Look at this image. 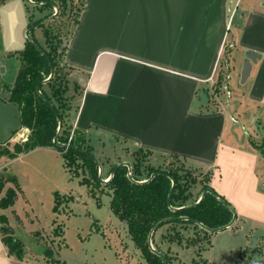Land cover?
<instances>
[{
  "label": "crops",
  "instance_id": "obj_1",
  "mask_svg": "<svg viewBox=\"0 0 264 264\" xmlns=\"http://www.w3.org/2000/svg\"><path fill=\"white\" fill-rule=\"evenodd\" d=\"M64 63L80 85L69 124L90 145L147 150L157 163L177 156L232 207L229 228L264 225V0H83ZM222 67L225 94L213 103L206 89ZM7 96L0 90V143L12 147L29 132ZM29 247L8 256L0 235V264H41Z\"/></svg>",
  "mask_w": 264,
  "mask_h": 264
},
{
  "label": "trees",
  "instance_id": "obj_2",
  "mask_svg": "<svg viewBox=\"0 0 264 264\" xmlns=\"http://www.w3.org/2000/svg\"><path fill=\"white\" fill-rule=\"evenodd\" d=\"M32 1L40 3L38 6L33 5V9L40 13L46 9L52 10L50 4L56 6L54 1ZM3 2L4 0H1L0 4ZM58 2L56 18L65 15L67 11L66 1L59 0ZM82 7L83 1L76 15L70 19L71 29L65 34L53 31L56 18L39 25L52 15V11L38 20H32V15H29L27 30H30L31 40L26 39L22 50L8 54V56H15L19 61L14 83L8 86L0 81V90L8 91V96L3 101L17 107L20 127L27 129L29 133L25 140L14 143L11 149L8 148L7 142L0 143V157L6 156L13 159L37 148H50L57 151L70 178H81L80 183L85 185L92 195H95V188H100V192L103 188L109 191L110 211L125 225L130 240L140 252L145 264H163L162 259L149 249L148 236L153 229L152 248L164 256L165 264H185L178 259L172 247L194 248L195 256L189 264H209L202 257V252L209 248L212 233L200 228L196 223L208 229L221 228L230 222L232 213L220 200L227 202L208 185V174H203L201 180L198 181V175L194 174L195 170L183 165L177 156H170V158L181 161L182 164L179 166L168 168L148 166L144 173L141 169L142 164L147 157L151 156V152L138 149L133 153L134 163L130 169L126 165H120L121 161L113 164L109 171L111 178L107 183L101 184L98 181L99 166L95 161L88 135L66 125L71 110V101L77 94L74 90H78L80 85L70 79L69 74L64 71L72 72V69L65 65L64 56ZM37 29L41 30L43 44H40L35 37ZM70 81L74 85V90L73 94L68 96ZM58 128L60 132L57 136V143H54ZM256 148L264 156V141ZM8 183H11L13 188H8L2 196ZM197 183L201 184L199 197L192 200L191 188ZM172 185L173 188H171ZM207 188L211 189L214 195L206 193L195 204ZM17 191L19 188L16 178L1 172L0 209L13 206ZM69 201H71V196L54 192L52 212L58 214L61 207L67 206ZM0 225L1 242L7 249V255L19 260L24 259L25 244L14 235L3 215H0ZM52 225L53 236L62 238L63 226L55 220ZM30 238L36 244H39L38 241L41 242L40 252L44 258L58 262L54 259L53 250L44 244L45 239L40 231L32 233ZM260 240L264 241V237H260ZM253 250L250 246L242 248L234 264L254 262ZM59 264L66 263L60 261Z\"/></svg>",
  "mask_w": 264,
  "mask_h": 264
},
{
  "label": "rangeland",
  "instance_id": "obj_3",
  "mask_svg": "<svg viewBox=\"0 0 264 264\" xmlns=\"http://www.w3.org/2000/svg\"><path fill=\"white\" fill-rule=\"evenodd\" d=\"M12 1L4 0L0 5V40L1 43L4 40V49L13 53L20 51L23 48V40L26 41L29 15H32V20H38L51 11L53 15L55 10L54 8L46 9L40 13L33 9L31 0H23L24 6L20 2ZM43 1H54L58 11L59 0ZM65 1L67 11L65 15L55 17L56 22L53 25V31H59L61 34L71 29L70 19L76 15L83 0ZM35 37L40 44L44 43L41 30H35ZM18 66V59L15 56H8L7 53L4 54L1 49L0 67L5 69L4 73L0 72V81L3 84L13 85ZM64 71L72 79L71 72ZM226 75V68L222 67L218 79L208 85L206 93L210 102L215 103L220 95L225 94ZM229 86L230 88L233 86L231 82ZM73 90L74 85L70 81L67 95H71ZM79 90L80 86L78 90H74V93H78ZM228 105V108L232 109L230 107L233 102L229 101ZM66 125L70 126L69 119L66 120ZM20 138L22 139V135L19 136ZM92 144L95 148L93 155L99 164L103 180L109 178L111 166L120 160L129 161L130 167L134 163L135 151L130 152L124 147L118 150L112 143L101 145L96 141ZM8 145L11 147L10 144ZM180 164H182L181 161H175L170 157L157 163L152 156H149L141 169L146 173L145 169L148 166L168 168ZM4 169H8L16 178L19 191L13 206L0 209V215L6 217L7 225L13 229L15 235L30 246L32 255L39 254L43 261H46H41V264H59L60 261L66 264H145L140 252L130 240L125 225L110 211L109 191L103 188L100 192V188H95V195H92L89 189L80 183L81 178H70L62 167L60 156L44 151L24 153L13 159L1 156L0 171L3 172ZM194 174L198 175V181H200L203 174L197 171ZM9 188H13V185L11 184ZM200 188L199 183L191 188L192 200L199 197ZM54 192L71 196V201L67 206H62L58 214L52 212ZM53 220L63 226L62 238L53 236ZM35 231L42 233L45 239L44 244L53 250L57 263L41 255V242L38 241L39 244H36L30 240V235ZM261 235H264V225L253 226L237 222L232 228L212 233L210 246L202 252V257L209 264H234L240 250L250 246L254 249L252 255L255 259L250 264H264V241L260 240ZM157 240L159 241L158 236ZM172 250L185 264H189L195 256L194 248L172 247Z\"/></svg>",
  "mask_w": 264,
  "mask_h": 264
},
{
  "label": "water",
  "instance_id": "obj_4",
  "mask_svg": "<svg viewBox=\"0 0 264 264\" xmlns=\"http://www.w3.org/2000/svg\"><path fill=\"white\" fill-rule=\"evenodd\" d=\"M27 1H30V0H27ZM30 2H32V1H30ZM32 4H33V5H37V6L40 5V3H36V2H34V3L32 2ZM50 5L52 6V8H54L55 13H54L53 15H51L50 17H48L47 19H45L44 21H42L39 25L46 24L47 22H49L50 20H52L53 18H55V17L57 16V14H58L57 9L55 8V6H53V4H50ZM29 32H30V30H27V31H26V39L31 40V37H30V35H29ZM248 67H249V65L246 64V65H245V68H244L243 77L247 74ZM3 71H4V69H3L2 67H0V72L3 73ZM49 78H50V77H49ZM59 132H60V128H58V130H57V135H56V137H55L54 140H53L54 143H57V136H58ZM95 161L97 162L96 159H95ZM97 163H98V162H97ZM120 165H126V166L130 169V165H129L128 163H121ZM98 166H99V164H98ZM118 166H119V165H118ZM128 175L130 176V174H128ZM111 176H112V175H110L109 178H108L107 180H103V179H102V172H101V169H100V167H99L98 181H99L100 183H102V184L107 183V182L109 181V179L111 178ZM151 178H152V177H151ZM151 178H150V179H151ZM146 181H147V180H146ZM146 181H141V182H146ZM171 188H173V185H172ZM206 193H209V194L214 195V193L212 192V190L209 189V188H207V189H205V190L201 193L200 198L198 199V201H197L195 204H197V203H198V202H199V201L205 196ZM170 194H171V191H170L169 195H170ZM220 202H221V203H222V204H223V205H224V206H225V207H226V208L232 213V219L230 220V222H229L227 225H225L224 227L217 228V229H208V228L202 226L201 224L196 223V224L199 225L200 228H202V229H204L205 231H208V232H210V233H216V232L222 231V230H224V229H226V228H229V227H231V226L234 224V222H235V220H236V214H235L234 210L232 209V207H231L230 205H228L227 203H225L223 200H220ZM153 231H154V229L151 231V233H150L149 236H148V245H149V249H150L152 252H154L157 256H159V257L162 259L163 264H165V263H164V256H163L161 253L157 252L156 250H154V249L152 248V245H151V237H152V233H153ZM23 250H24V252H26V249H25V248H24Z\"/></svg>",
  "mask_w": 264,
  "mask_h": 264
}]
</instances>
